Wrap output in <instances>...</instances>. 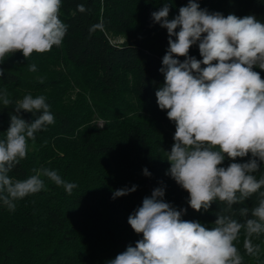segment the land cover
I'll list each match as a JSON object with an SVG mask.
<instances>
[{
    "label": "trees",
    "instance_id": "16d2710c",
    "mask_svg": "<svg viewBox=\"0 0 264 264\" xmlns=\"http://www.w3.org/2000/svg\"><path fill=\"white\" fill-rule=\"evenodd\" d=\"M197 2L210 14L252 15L264 23V0ZM165 3L172 19L188 0H61L59 18L67 25L62 44L28 59L17 51L0 63V91L6 88L13 101L7 108L0 102V139L17 115L15 101L27 93L45 96L54 116L53 124L29 139L27 157L9 175L23 180L33 169L49 168L76 184L69 194L45 178V189L15 201V211L0 201V264H107L142 239L128 217L156 188H164L165 202L186 209L182 219L208 228L218 215L243 222L248 217L239 209L257 206L264 187L242 204L229 208L217 200L197 212L188 204L189 193L166 174L176 126L155 93L164 83L160 68L169 37L151 16ZM189 55L202 59L198 45ZM254 71L264 79V70ZM19 115L35 119L23 110ZM254 175L264 176V166ZM133 186L134 192L113 198L116 190ZM254 243L261 245L258 257L245 254L243 234L236 242L244 264H264V236Z\"/></svg>",
    "mask_w": 264,
    "mask_h": 264
},
{
    "label": "clouds",
    "instance_id": "9594fccd",
    "mask_svg": "<svg viewBox=\"0 0 264 264\" xmlns=\"http://www.w3.org/2000/svg\"><path fill=\"white\" fill-rule=\"evenodd\" d=\"M60 9L61 0H0V63L17 51L28 59L60 46L67 32ZM78 9L85 10L83 5ZM169 12L165 3L151 13L169 37L160 68L164 83L155 93L158 107L176 126L166 174L189 193L193 210L207 211L217 200L231 208L264 187V176L254 175L264 166V79L254 71L264 70V23L252 15L210 14L197 0H188L172 19ZM193 45L202 59L189 55ZM29 71L35 72L36 65H29ZM9 95L6 88L0 91L5 108L13 104ZM21 110L35 119L25 120ZM14 112L0 139V201L15 211V201L45 189V178L71 194L76 184L56 170L33 169L23 180L9 175L27 157L29 139L54 123L43 95L23 96L15 101ZM249 155L247 162H235ZM226 159L232 162L224 167ZM144 175H150L146 168ZM135 190L118 189L113 198ZM164 195V188L154 189L129 215L128 224L142 239L107 264H244L236 246L241 234L245 254L259 256L261 245L254 239L264 236V192L257 206L239 209L241 217H248L243 222L218 215L212 228L182 219L186 209L177 210Z\"/></svg>",
    "mask_w": 264,
    "mask_h": 264
},
{
    "label": "rangeland",
    "instance_id": "374dc122",
    "mask_svg": "<svg viewBox=\"0 0 264 264\" xmlns=\"http://www.w3.org/2000/svg\"><path fill=\"white\" fill-rule=\"evenodd\" d=\"M121 40H122V38L118 39V41H121ZM27 94H28V93H27ZM27 94H25V95H27ZM25 95H24V96H25ZM98 124H99V125H102V121H98Z\"/></svg>",
    "mask_w": 264,
    "mask_h": 264
}]
</instances>
